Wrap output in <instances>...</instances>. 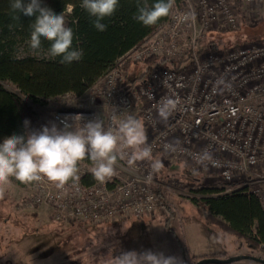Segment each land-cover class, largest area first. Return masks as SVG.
<instances>
[{
  "label": "built area",
  "instance_id": "2783aa9c",
  "mask_svg": "<svg viewBox=\"0 0 264 264\" xmlns=\"http://www.w3.org/2000/svg\"><path fill=\"white\" fill-rule=\"evenodd\" d=\"M233 2L264 9V0ZM186 14L189 19L182 21ZM238 28L231 0H180L160 29L125 52L83 95L62 96L64 106L51 113L50 121L62 127V121L71 123L76 114L83 116L81 123L99 116L106 128L115 130L116 120L136 112L154 159L162 154L171 163L215 175L226 193L242 189L264 209V40L224 50L213 43L199 45L209 31ZM151 58L165 63L159 61L136 82H126L125 63L138 65ZM69 96L72 105H65ZM165 98L176 100L177 106L163 121L157 109ZM91 166L80 161L79 181L63 188L47 178L30 183L20 207L49 208L56 221L108 225L141 220L159 206L162 184L149 162L129 168L120 161L116 174L103 184L95 179L84 183Z\"/></svg>",
  "mask_w": 264,
  "mask_h": 264
},
{
  "label": "rangeland",
  "instance_id": "374dc122",
  "mask_svg": "<svg viewBox=\"0 0 264 264\" xmlns=\"http://www.w3.org/2000/svg\"><path fill=\"white\" fill-rule=\"evenodd\" d=\"M231 1L237 10L239 28L209 31L199 45L207 47L212 41L222 49L264 37V9H252L244 3ZM251 13L255 14L253 18ZM159 61L138 63L131 72L139 75ZM60 100L61 97L45 106L25 101L46 125L51 126V113L64 106ZM71 100V96L66 97L64 104L72 105ZM129 114L141 121L136 112ZM156 159L162 165L157 172L162 184L157 190L162 199H158L160 203L154 213L141 220L128 219L110 225L56 221L49 208L28 210L20 207L28 195V185L20 186L11 179L0 185V264H109L114 256L132 250L178 256L184 264H195L197 259L193 257L209 253H220L225 258L247 255L264 259L259 249L244 237L228 234L208 223L204 218L206 213L199 215L190 202L189 197L196 194L193 190L202 187L225 189L215 175L191 169L180 162L171 163L162 154ZM260 168L264 170V162ZM222 193H226L225 190ZM231 264L262 263L242 259Z\"/></svg>",
  "mask_w": 264,
  "mask_h": 264
},
{
  "label": "trees",
  "instance_id": "16d2710c",
  "mask_svg": "<svg viewBox=\"0 0 264 264\" xmlns=\"http://www.w3.org/2000/svg\"><path fill=\"white\" fill-rule=\"evenodd\" d=\"M154 2L155 0H149V4ZM41 3L65 17L66 25L74 33L72 47L81 49L83 56L71 64L60 63V57L52 58L48 55L50 42L43 38L39 50L31 49L28 41L34 17L21 13L18 20H13L11 0H0V143L8 136L24 133L27 130L25 119L29 121L28 129H40L46 125L26 99L45 106L49 100H57L67 94L76 97L83 95L118 58L160 29L180 0H174L169 15L160 18L152 26H144L133 18L136 0H119L114 14L103 21L107 25L105 31H98L93 26L94 17L80 6L81 0H41ZM258 40H264V37ZM211 43L213 42L209 44ZM226 48L228 47L222 49ZM151 60L153 59H147L146 62ZM160 63L165 62L162 60ZM133 66L135 65L130 62L124 66L128 73V83L136 82L150 69L148 66L138 75L136 71L131 72ZM133 103L136 105L134 98ZM82 161L91 163L87 158ZM10 179L20 186L30 184ZM93 182L92 174L84 179L86 184ZM223 191L224 189L202 187L200 190H193L196 194L190 196L189 200L199 215L206 213L204 218L208 223L217 225L228 234L244 237L264 256V209L258 198L242 189L229 193H222ZM157 193L158 199H162L161 193ZM181 252L185 258L182 246ZM193 258L198 262L201 259H225V256L211 253ZM204 264L222 263L208 261Z\"/></svg>",
  "mask_w": 264,
  "mask_h": 264
},
{
  "label": "clouds",
  "instance_id": "9594fccd",
  "mask_svg": "<svg viewBox=\"0 0 264 264\" xmlns=\"http://www.w3.org/2000/svg\"><path fill=\"white\" fill-rule=\"evenodd\" d=\"M118 3L119 0H81L80 6L94 17L93 26L98 31H105L107 25L103 21L114 14ZM173 4L174 0H155L152 4L149 0H136L133 18L144 26H152L169 15ZM10 8L13 20H18L21 13L34 17L28 41L31 49L39 50L43 38L50 42L48 55L60 57V63L71 64L82 58L83 51L72 47L74 33L61 13L42 6L41 0H11ZM180 19L185 21L189 16L186 14ZM176 106V100L163 99L157 109L160 119L166 121ZM83 119L81 114H76L71 117V123L62 121V127L51 123L40 129H28L29 121L25 119L27 130L24 133L8 136L0 143V185L7 184L10 178L25 184L47 178L57 188H63L69 181H79L78 163L85 158L91 161L93 178L101 184L116 174V165L120 161L129 168H134L137 162L147 161L153 172L160 170L161 162L153 158L144 125L135 116L126 114L116 120L115 130L106 128L99 116L81 123ZM109 264L184 262L174 255L132 250L114 256Z\"/></svg>",
  "mask_w": 264,
  "mask_h": 264
},
{
  "label": "water",
  "instance_id": "95a60500",
  "mask_svg": "<svg viewBox=\"0 0 264 264\" xmlns=\"http://www.w3.org/2000/svg\"><path fill=\"white\" fill-rule=\"evenodd\" d=\"M242 259H251V260L264 264V259L259 258V257H254V256H247V255H241V256L234 257V258H225V259H220V260L219 259H201L195 264H204L208 261H219L222 264H231V263L240 261Z\"/></svg>",
  "mask_w": 264,
  "mask_h": 264
},
{
  "label": "crops",
  "instance_id": "0c3cea01",
  "mask_svg": "<svg viewBox=\"0 0 264 264\" xmlns=\"http://www.w3.org/2000/svg\"><path fill=\"white\" fill-rule=\"evenodd\" d=\"M55 102H57V100H49V101H48V103H55ZM59 102L61 103V105H63V103H62L61 101H59ZM48 103H47V104H48ZM61 107H62V106H61ZM58 108H59V107H58ZM58 108H57V109H58ZM219 183H220V182H219ZM209 254H211V253H209ZM203 255H206V254H203ZM182 256H183V255H182ZM200 256H202V255H200ZM253 261H254V260H253Z\"/></svg>",
  "mask_w": 264,
  "mask_h": 264
}]
</instances>
